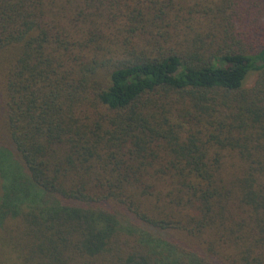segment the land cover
<instances>
[{
	"label": "trees",
	"instance_id": "trees-1",
	"mask_svg": "<svg viewBox=\"0 0 264 264\" xmlns=\"http://www.w3.org/2000/svg\"><path fill=\"white\" fill-rule=\"evenodd\" d=\"M0 264H264V0H0Z\"/></svg>",
	"mask_w": 264,
	"mask_h": 264
},
{
	"label": "rangeland",
	"instance_id": "rangeland-1",
	"mask_svg": "<svg viewBox=\"0 0 264 264\" xmlns=\"http://www.w3.org/2000/svg\"><path fill=\"white\" fill-rule=\"evenodd\" d=\"M254 76H255L254 73L249 74V76H248V78H247V81H246V84H247V85H248L250 82L253 81Z\"/></svg>",
	"mask_w": 264,
	"mask_h": 264
}]
</instances>
